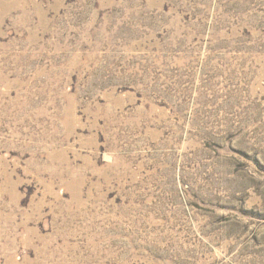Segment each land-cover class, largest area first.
I'll list each match as a JSON object with an SVG mask.
<instances>
[{"label": "rangeland", "instance_id": "1", "mask_svg": "<svg viewBox=\"0 0 264 264\" xmlns=\"http://www.w3.org/2000/svg\"><path fill=\"white\" fill-rule=\"evenodd\" d=\"M0 264H264V0H0Z\"/></svg>", "mask_w": 264, "mask_h": 264}]
</instances>
